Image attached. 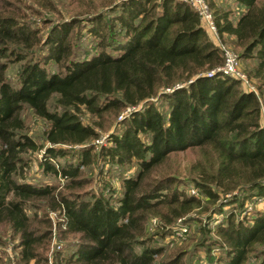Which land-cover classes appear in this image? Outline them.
<instances>
[{"label": "trees", "instance_id": "trees-1", "mask_svg": "<svg viewBox=\"0 0 264 264\" xmlns=\"http://www.w3.org/2000/svg\"><path fill=\"white\" fill-rule=\"evenodd\" d=\"M235 1L245 9L235 21L217 7L213 17L218 34L232 37L238 59L250 62L244 69L255 90L216 71L222 52L184 0H116L84 19L55 22L43 40L23 20L0 14V223L17 236L24 264H37L38 248L50 234L47 218L26 215L30 199L47 200L60 216L58 228L76 235L63 264H182L181 251L157 259L164 249L156 241L174 235L176 219L199 203L179 189L184 182L167 175L151 178L171 153L196 151L193 183L199 194L217 200L226 193L232 205L264 200V0ZM82 21L100 48L79 55L73 30ZM39 44L44 51L34 57L32 48ZM8 62H23L15 86L5 77ZM152 98L166 110L159 111ZM23 106L47 122L44 139L50 146L42 170L66 180V189L87 184L78 165L91 161L92 142L99 137L93 125L79 119L80 108L108 124L130 109L118 121L122 128L107 135L109 145L98 149L111 164L136 166L133 175L120 179L114 204L89 191L86 199L52 184L16 181L24 163L20 154L37 149L24 133ZM76 153L77 163L53 164L56 156ZM233 212L215 225L214 243L225 250L219 262L247 264L254 253L255 264H264V212L248 220L235 219ZM148 215L161 221L154 236L145 232ZM35 222L42 231L34 229Z\"/></svg>", "mask_w": 264, "mask_h": 264}, {"label": "rangeland", "instance_id": "rangeland-1", "mask_svg": "<svg viewBox=\"0 0 264 264\" xmlns=\"http://www.w3.org/2000/svg\"><path fill=\"white\" fill-rule=\"evenodd\" d=\"M112 0H0V14L4 15L13 14L16 19L23 20L29 27L34 28L38 32L41 40L50 27L55 22L68 20V19H81L86 15L90 16L94 13L104 11L109 7V3ZM113 0L111 3L115 2ZM207 4L210 13L213 15L214 7H217L223 11H228L231 14V18L235 21L243 12L244 7L239 5L235 0H203ZM107 6V8H106ZM192 6V5H191ZM193 7V6H192ZM84 21L81 22L77 29L74 28L75 38L73 39V49L76 54L83 55L97 51L100 47L96 43V38L86 33L83 27ZM209 39L215 45L218 41L223 43L231 52L236 56L238 48L232 43V37L219 34L215 36L209 34ZM43 44L34 46L32 48V56L40 55L44 51ZM23 62H8L5 69V77L11 85L15 86L17 82V72L20 68V64ZM248 61L239 60L237 57V70L242 74L245 72V64H249ZM48 70L56 71V67L52 64H48L46 67ZM247 76V74H246ZM241 86L244 89L248 87L255 90L254 80L248 79V82H241ZM159 111H165V105L160 103L156 98H152ZM54 104V100L49 102V108L51 109ZM130 109L125 108L121 110L114 119L107 123L105 118H97L91 116L85 109L80 108L79 119L85 124L93 125L99 133V137L93 140L94 149L92 153L91 161L86 165H78L81 177L87 178L88 182L78 188L66 189L64 183L66 180L59 176H52L45 173L42 170V160L45 158L44 149L49 147L50 144L44 139V131L47 128V122L36 115H34L30 109L26 106L20 111V118L24 123V133L29 136L36 144L37 149L35 151H26L20 154L24 163L18 170L19 174L15 178L17 182H25L31 185H43L52 184L56 186V191L67 193H77L88 199L86 191H89L95 195L100 194L114 204V200L120 196L121 187L120 179L122 177L133 175L135 172V164H131L127 168L118 167L115 164L109 163L107 160L102 159L99 156L98 149L102 146H108L106 141L109 133L117 132L122 128L118 122L124 116L128 114ZM101 123L102 127H97L95 123ZM264 123V118H262ZM57 146V145H56ZM57 147L70 146L62 145ZM72 149L78 150L77 145L71 146ZM75 155V156H74ZM66 156H56L53 158V164L62 165L67 162L77 163L78 153ZM196 160V151L187 150L184 152L171 153L161 163L160 166L152 171V177H158L159 175H167L174 177L179 181L184 182L179 186V189L183 190V193L194 195L199 203L192 207L187 213L183 214L180 218L176 219L175 225L177 231L174 235H166L159 237L156 241L164 249L162 255L157 257L160 259L166 253H173L181 251L183 254L182 264H223L218 259L225 256V250L223 247L214 243L218 240V236L215 234V225L219 223H225V216L227 212L233 210L235 219L247 220L254 217L258 212H264V201H246L242 205L238 203L235 205L228 204L226 201L229 199L228 194L222 192L219 193L217 200L205 197L199 194L195 188L194 178V166ZM85 191V192H84ZM193 191V192H191ZM235 192V191H234ZM223 205H222V204ZM222 206L221 211L216 209ZM25 213L30 219L40 220L47 218L50 223L49 238L43 242V248H38V261L37 264H63L60 259L66 257L70 250L73 249L77 237L76 235L65 234L61 228H58L60 216L56 210H51L48 207V202L45 199H30L27 201L25 207ZM34 229L42 231V226L38 223H34ZM161 221L156 215H148L145 221V232L147 235L154 236L159 230ZM45 229V228H44ZM260 247L255 248L259 250ZM254 254V253H253ZM250 256L247 264H255L256 260L253 256ZM0 264H24L21 261L19 255V248L17 247V236L3 223H0ZM27 264H35L34 260H30Z\"/></svg>", "mask_w": 264, "mask_h": 264}, {"label": "built area", "instance_id": "built-area-1", "mask_svg": "<svg viewBox=\"0 0 264 264\" xmlns=\"http://www.w3.org/2000/svg\"><path fill=\"white\" fill-rule=\"evenodd\" d=\"M184 1H187L190 5L193 6V7L192 6L191 7L193 8V10L195 11V13L198 16V21H199L200 27L203 30L207 31L209 34H213L215 36H218V31H217V27H216V24L214 21V17L210 13L207 4H205L203 0H184ZM215 46L218 47V49L222 52V55H223V62L220 66L217 67L216 71L221 72V73L226 74V75H229V76H232V77H235V78L239 79L241 82L247 83L248 77L246 76V74L244 75L237 70V67H236L237 56L233 52H231L220 41L215 43ZM212 73H213V71H211L208 74L211 75ZM247 89L254 90L250 87H248ZM191 192H193V191H191Z\"/></svg>", "mask_w": 264, "mask_h": 264}]
</instances>
